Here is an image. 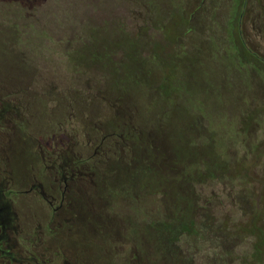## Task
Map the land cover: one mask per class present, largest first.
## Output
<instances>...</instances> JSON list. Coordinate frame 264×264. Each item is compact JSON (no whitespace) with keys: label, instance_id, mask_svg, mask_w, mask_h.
I'll return each instance as SVG.
<instances>
[{"label":"rangeland","instance_id":"374dc122","mask_svg":"<svg viewBox=\"0 0 264 264\" xmlns=\"http://www.w3.org/2000/svg\"><path fill=\"white\" fill-rule=\"evenodd\" d=\"M27 7L0 0V182L19 192L8 198L15 224L28 226L43 259L165 264L145 225L184 214L193 199L244 233L220 235L219 246L183 239L175 252L184 264H264V0ZM111 126L117 135L101 142ZM148 148L178 165L129 172ZM72 159L91 168L78 165L85 175L52 189L53 167L69 171ZM240 162L250 167L244 180L174 179L182 169ZM35 179L55 196L52 206L24 193Z\"/></svg>","mask_w":264,"mask_h":264},{"label":"trees","instance_id":"16d2710c","mask_svg":"<svg viewBox=\"0 0 264 264\" xmlns=\"http://www.w3.org/2000/svg\"><path fill=\"white\" fill-rule=\"evenodd\" d=\"M3 1H13V3L18 4L19 7H27L33 4L36 1L39 0H30V5H24L23 0H3ZM29 4V2H28ZM28 8V7H27ZM118 28L121 31H127L125 30V26H123L122 23L118 24ZM156 30V29H155ZM73 38L68 41V44L66 45V48L70 47V45L73 42ZM175 46V42L171 43ZM241 44L243 45V41H241ZM245 46V45H244ZM73 69L68 70L67 72H71ZM80 73V72H76ZM92 77L88 76L85 80L86 83L89 85L91 82ZM90 86V85H89ZM119 130L118 126H111L107 130V134H116ZM156 150V151H155ZM152 148L146 149L147 155L143 156L142 159L137 160L140 161L139 164H137V161H135V165L132 167H129V172L134 171L135 168L138 166H143V168L150 169L155 165L157 167L164 165L165 169L167 171L172 169V166L178 165L177 158L174 156V159L172 161H164V158H166L165 154L160 151V149ZM158 153L163 154V160H160L157 158ZM218 158L216 159V161ZM215 161V162H216ZM214 161L212 162L215 163ZM216 165V164H215ZM219 167H205L202 166L198 168L195 172L197 174H194V172H190L186 169H182L180 173L177 174V177L181 180V183L185 181L192 182V183H200V184H206V182L211 181H218L221 182L224 179L229 180L231 183L234 182L237 179H241L248 176L247 172L250 169L249 166L245 163H238V165H228L227 163H222L220 165L217 164ZM152 171V170H151ZM155 175H161L157 172ZM168 181V179H166ZM241 180V181H243ZM174 181V180H173ZM157 187V186H156ZM155 187V188H156ZM161 186H158V188ZM125 193V191H123ZM249 196V195H248ZM251 197V196H249ZM184 214H179L174 211V216L172 218H169L168 220H161V221H150L145 226L149 229V231L152 234L151 241L154 243V252L159 254L160 259L165 262V264H172L177 260L179 263L184 264V259L177 256L175 250L177 249V244L181 242L183 239L185 240H191L194 242L198 247L200 245H209L210 243H213V240L216 242L218 241L219 237L221 236H235L238 231L241 233H244V228H238L234 231H228L226 226L228 224V221L226 218H224L222 221L215 220L214 214H210V208H206V206H198L196 203L190 200L188 204H185L184 206ZM191 212L189 217H186L185 214L187 212ZM144 226V225H143ZM227 230V231H226ZM221 235V236H220ZM139 241L144 245V242H142L141 239H144L143 233L138 234ZM146 242V241H145ZM217 246H219V242H217ZM232 248V247H231ZM230 250H228L229 252ZM225 254H227V250L223 251ZM168 262V263H167Z\"/></svg>","mask_w":264,"mask_h":264},{"label":"flooded vegetation","instance_id":"af4514ba","mask_svg":"<svg viewBox=\"0 0 264 264\" xmlns=\"http://www.w3.org/2000/svg\"><path fill=\"white\" fill-rule=\"evenodd\" d=\"M111 136H116V134H106L101 136V142ZM78 165H86L91 168L87 161H74L73 159L70 164L69 171L67 169H64V167L61 165H55L53 169L56 170L57 174L59 172L60 178L55 177V184L52 182V189H55L57 187V180H62L60 183L64 184V187L66 188L69 180H74L76 175H85V173L79 170V168L77 167ZM32 192H38V194L41 195L50 206L53 205L55 196H53L52 194H47L44 191V186L42 182H38L35 179L34 183L30 186V188L24 191V193ZM13 193L19 194V192H13L10 189L9 183L6 180L2 179L0 182V264H57L51 260H44L43 257L45 256L46 251L44 250L41 253H38V246L36 242L26 240L27 238L25 234L30 230L28 229V226L23 227L21 229L18 224H15L16 218L11 212L12 201L8 199ZM64 196L65 193L63 190L61 192L62 201L64 200ZM37 230L38 228H35L32 231L33 233L37 234ZM100 231H102L101 228ZM11 234L13 235L14 239L16 238L14 242H11L10 240ZM20 241H23V245H21ZM26 241H28L29 243H27ZM19 245L20 247L18 248L17 246ZM14 249H18L17 252H13ZM60 264L70 263L64 261Z\"/></svg>","mask_w":264,"mask_h":264}]
</instances>
